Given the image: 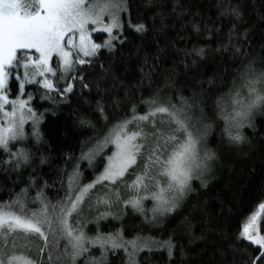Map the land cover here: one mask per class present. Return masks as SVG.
Here are the masks:
<instances>
[{"label":"snow or ice","instance_id":"1","mask_svg":"<svg viewBox=\"0 0 264 264\" xmlns=\"http://www.w3.org/2000/svg\"><path fill=\"white\" fill-rule=\"evenodd\" d=\"M216 7L220 17L232 23L222 51L243 59L234 63L231 79L222 85L211 106V98L206 99L203 92L184 96L170 76L153 87L156 66L145 56L138 86L144 87L146 79L149 94L129 100L123 112L114 103L110 116L102 103V93L109 90L100 87V80L116 77L112 65L106 66L101 58L108 55L111 59L117 45L122 47L129 40L126 28L140 37L149 32L138 17L134 22L128 0H0V153L6 157L0 158V173L10 176L29 167L34 162L31 149L17 145L32 137L41 140V117L31 106L33 95L25 92L26 85L38 92L42 87L40 99H52V93L66 99L74 91L70 81L89 89L90 95L91 84L99 97L94 110L102 122L97 135L81 144L80 155L68 156L71 171L61 180L63 195L49 197L47 182L30 176L26 187L0 201V264H111L110 254L117 253L124 254L126 264H140V253L154 249L166 251L171 264L176 254L171 235L162 240L140 232L126 236L124 216L130 209L152 226L181 207L196 191L195 181L207 187L205 173L218 158L208 147L209 120L222 121V136L240 145L250 144L244 128L254 127L257 114L264 117V59L258 65L232 40L238 35L236 21L243 19V8L239 0H220ZM193 30L200 29L194 24ZM97 33L101 34L99 42L94 38ZM158 52L164 49L158 47ZM204 54V48L185 50V56ZM161 59L160 55L153 57ZM191 62L195 64L196 59ZM97 68L104 75L93 80ZM61 80L65 86L58 87ZM29 121L31 131L26 132ZM80 123L95 129L90 119L80 118ZM81 161H87L91 179L85 180ZM44 162L41 158L40 163ZM30 190L35 194L30 195ZM147 201L152 202L151 208L146 209ZM106 221L119 222V226L101 231V222ZM89 223L95 225L92 235L85 230ZM191 227L187 224L189 231ZM228 247L233 258L223 264H264V202L253 205L243 217ZM94 248L100 252L98 257L91 255ZM217 252L223 259L224 251ZM180 255L184 256L183 249Z\"/></svg>","mask_w":264,"mask_h":264},{"label":"trees","instance_id":"2","mask_svg":"<svg viewBox=\"0 0 264 264\" xmlns=\"http://www.w3.org/2000/svg\"><path fill=\"white\" fill-rule=\"evenodd\" d=\"M128 2L134 22L138 17L148 25L149 32L140 37L126 28L124 34L129 40L122 47L117 45L111 59L108 55L101 58L106 66L112 65L115 80L112 75L100 80L104 73L99 68L92 73V79L100 80V87L109 90L102 93L106 112L111 116L114 103H118L119 111L123 112L129 100L138 101L141 95L149 94L146 79L143 81L144 87L138 86L145 56L150 65L156 66L153 87L163 77L170 76L175 89H179L184 96L203 92L206 99L211 98V106L222 85L231 79L234 63L243 59L230 57L229 53L222 51L228 43L232 23L230 18L220 17V10L216 7L220 0H179V5L177 0H152L151 4L148 0ZM236 2L232 0V3ZM239 3L243 8V19L236 21L235 32L238 35H234L232 40L233 43L239 42L241 50L250 53L259 65L264 59V0H239ZM180 12L183 15H179ZM194 24L199 27V32L193 30ZM164 25L167 27L161 31ZM157 46L163 48L164 53H159ZM194 47L204 48V56H185V50L191 51ZM157 55L162 59L153 60ZM192 59H196L195 64L191 62ZM210 80L213 84H209ZM70 82L74 84V91L66 99L55 93H52V99H40L44 92L42 87L38 92L31 85L25 86V92L33 95L31 106L41 117L38 124L41 140L37 142L32 137L17 145L30 148L34 162L22 168L19 174L12 172L6 176L0 173V201H7L13 190L20 192L21 188L27 186L30 176L47 182L49 187L45 191L49 197L63 195L61 180H66V172L71 171L68 156L78 157L81 144L94 138L102 129V122L94 110L96 99H99L95 96L96 89L90 84V95L89 89H81L77 81ZM62 86L65 83L58 87ZM12 90L15 91V88ZM169 95H174V90H169ZM208 114L212 115L211 112ZM80 118L90 119L95 129L82 125ZM208 123L212 125L207 136L208 147L217 152L218 158L204 176L207 187H199L200 182L195 181L196 191L185 199L181 207L152 226L146 225L140 214L132 213L130 209L123 218L126 236L140 232L162 240L171 235L176 244V254L171 264H181V261L184 264H223L224 260H232L229 242L235 238L243 217L253 210V205L264 202V117L257 114L254 127L244 128L250 144H230L227 137L222 136V121L217 124L209 120ZM25 130L31 131V121ZM0 158L6 157L0 153ZM41 158L45 160L44 163H40ZM80 166L85 180L91 179L87 161H81ZM34 194L30 190V195ZM145 207L151 208L152 202L147 201ZM189 223L192 226L190 231L187 229ZM116 226H119V222H101L100 230L107 232ZM85 230L92 235L95 225L89 223ZM180 249L184 251L183 257ZM218 249L224 251L223 259ZM91 255L98 257L100 252L94 248ZM126 259L123 253L110 254L111 264H126ZM138 259L140 264H170L166 251L162 249L141 252Z\"/></svg>","mask_w":264,"mask_h":264},{"label":"rangeland","instance_id":"3","mask_svg":"<svg viewBox=\"0 0 264 264\" xmlns=\"http://www.w3.org/2000/svg\"><path fill=\"white\" fill-rule=\"evenodd\" d=\"M99 35H101V34H99V33H97V34H94V38H96V37H98ZM104 36H106V34H103ZM98 39V38H97ZM98 42H99V39H98ZM63 83H65V81H63V80H61V81H59L58 82V84H57V86H59L60 84H63ZM27 86V85H26ZM29 123V122H28ZM27 125V124H26ZM25 125V126H26ZM206 174V173H205ZM149 215H151V213H148Z\"/></svg>","mask_w":264,"mask_h":264}]
</instances>
